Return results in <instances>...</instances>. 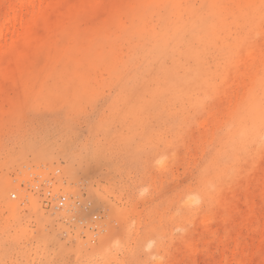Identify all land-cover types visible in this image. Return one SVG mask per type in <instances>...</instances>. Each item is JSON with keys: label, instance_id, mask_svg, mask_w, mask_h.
I'll return each instance as SVG.
<instances>
[{"label": "rangeland", "instance_id": "obj_1", "mask_svg": "<svg viewBox=\"0 0 264 264\" xmlns=\"http://www.w3.org/2000/svg\"><path fill=\"white\" fill-rule=\"evenodd\" d=\"M28 1L0 0V264H264V0L172 1L216 11L199 58L169 0Z\"/></svg>", "mask_w": 264, "mask_h": 264}, {"label": "bare ground", "instance_id": "obj_2", "mask_svg": "<svg viewBox=\"0 0 264 264\" xmlns=\"http://www.w3.org/2000/svg\"><path fill=\"white\" fill-rule=\"evenodd\" d=\"M157 1L158 0H156L155 2H157ZM169 1H171V3L168 2L169 3L168 5L165 4L162 6L165 8V6L167 5L165 13H173L177 17V19L180 21V26L183 27L184 31H186L185 42L187 45H185V49H186L187 57H190L189 55L191 54V52L192 53L197 52L198 58H199L202 54L204 46L207 45V43H208L207 36H208V32H209L211 24H212V23H210V21L212 19L215 22L216 11H215V14H214V11H212L214 16L209 15L211 10H213V6L210 7L208 2L205 1L204 4H202V9H192V8H189L188 6H186L185 9H187V10L189 9L188 15L184 16L182 14V12H184V11H181V10H183V8L180 7L178 3H172V1H174V0H169ZM160 2L167 3V0H162V1L160 0ZM37 9H40V8H37ZM219 15L221 16V12H219ZM17 17H18V14L14 12L12 14V17H11L12 22H14L17 19ZM165 25L166 24L164 22H162L161 26L163 27ZM175 27H177V26L175 25ZM173 28H174V25L170 26V29L174 33ZM1 30H2V26L0 25V31ZM200 32H202V34ZM186 37H187V39H186ZM198 37L200 38V40H198ZM193 40L198 41L200 45L199 46L196 44L193 45L192 44ZM169 45L171 48L173 47V37L172 36H169ZM262 96L264 97V87L262 89ZM251 106L253 108H255V112L258 113L260 121L263 122L264 121V107H261L258 102H255V104L252 103Z\"/></svg>", "mask_w": 264, "mask_h": 264}]
</instances>
